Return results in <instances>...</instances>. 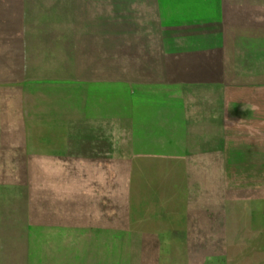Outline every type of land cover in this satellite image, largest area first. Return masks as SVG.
<instances>
[{"label":"rangeland","instance_id":"1","mask_svg":"<svg viewBox=\"0 0 264 264\" xmlns=\"http://www.w3.org/2000/svg\"><path fill=\"white\" fill-rule=\"evenodd\" d=\"M0 264H264V0H0Z\"/></svg>","mask_w":264,"mask_h":264}]
</instances>
